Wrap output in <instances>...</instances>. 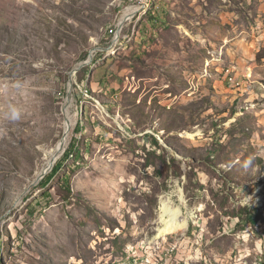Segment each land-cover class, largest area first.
I'll list each match as a JSON object with an SVG mask.
<instances>
[{
	"label": "rangeland",
	"instance_id": "obj_1",
	"mask_svg": "<svg viewBox=\"0 0 264 264\" xmlns=\"http://www.w3.org/2000/svg\"><path fill=\"white\" fill-rule=\"evenodd\" d=\"M234 1L206 6L202 99L163 115L107 50L145 0H0V264H264V0ZM166 198L189 223L159 237Z\"/></svg>",
	"mask_w": 264,
	"mask_h": 264
},
{
	"label": "crops",
	"instance_id": "obj_2",
	"mask_svg": "<svg viewBox=\"0 0 264 264\" xmlns=\"http://www.w3.org/2000/svg\"><path fill=\"white\" fill-rule=\"evenodd\" d=\"M215 1L222 4L229 0H147L148 4L145 0L144 7H132L126 11L125 15L133 14L130 20L123 23L118 44L112 51L107 50L111 54L109 58L128 50H137L142 55L140 59H144L145 65H139L144 68L138 73V83L130 82L129 85L132 98L148 102L149 106L157 103L163 108V115L167 112L170 115L171 107L181 102L202 99L201 86L192 77L196 71L206 74V69L209 70L211 65V58L206 55L207 51L210 54L212 50L208 46L211 42L206 37V20L213 18L206 14V6ZM230 1L236 4L234 0ZM115 26L111 29H115ZM106 36L113 38L112 34ZM229 48L228 42H225L220 44L219 49L224 52ZM91 81H82L79 87L92 92L94 83ZM148 84L151 86L148 87ZM140 89L143 93L138 92ZM114 111L117 110L108 105V112ZM169 115L167 119L170 122L179 118ZM248 219L252 222L251 218Z\"/></svg>",
	"mask_w": 264,
	"mask_h": 264
},
{
	"label": "bare ground",
	"instance_id": "obj_3",
	"mask_svg": "<svg viewBox=\"0 0 264 264\" xmlns=\"http://www.w3.org/2000/svg\"><path fill=\"white\" fill-rule=\"evenodd\" d=\"M132 14H131V12L127 13L126 15L124 14L125 17L121 19V20H123V23L127 20H130ZM119 38H118V40H119ZM75 74L76 73L74 72L73 75H75ZM65 123H66V133L62 137V139L60 140L59 144L56 146L55 150H53L50 153V157L47 160L48 162L46 163V167L44 168L43 173H45V171H50L55 166V164H57L56 162L63 155L64 151L67 150L66 148L68 145V134H69V131H70L72 125L70 123V120L66 121ZM180 201H181V199H180ZM160 219H161V223L163 225V228L159 230V237L166 236V235L175 233V232L180 231V230H184L187 228L188 223H189V219L186 218V216L184 217L183 210L180 208H174L172 201H171V198H166V199L162 200V202H161V218Z\"/></svg>",
	"mask_w": 264,
	"mask_h": 264
},
{
	"label": "trees",
	"instance_id": "obj_4",
	"mask_svg": "<svg viewBox=\"0 0 264 264\" xmlns=\"http://www.w3.org/2000/svg\"><path fill=\"white\" fill-rule=\"evenodd\" d=\"M257 58L263 59L264 58V51H262L260 53V55L257 56ZM76 150H77L76 146H75V144H73L72 147L70 148V150L67 152L64 160L62 162L58 163L56 165V167L53 169L52 173L46 177L45 184H47L50 181H52L53 179H55V177L58 175V173H60V171H62L64 169V163L66 162V160L69 159Z\"/></svg>",
	"mask_w": 264,
	"mask_h": 264
},
{
	"label": "built area",
	"instance_id": "obj_5",
	"mask_svg": "<svg viewBox=\"0 0 264 264\" xmlns=\"http://www.w3.org/2000/svg\"><path fill=\"white\" fill-rule=\"evenodd\" d=\"M144 1V0H143ZM123 29V20L118 23L117 30H114L111 34L113 35L112 40L118 39L120 37L121 30ZM232 80V79H231ZM84 96V95H83Z\"/></svg>",
	"mask_w": 264,
	"mask_h": 264
},
{
	"label": "water",
	"instance_id": "obj_6",
	"mask_svg": "<svg viewBox=\"0 0 264 264\" xmlns=\"http://www.w3.org/2000/svg\"><path fill=\"white\" fill-rule=\"evenodd\" d=\"M79 70H80V69L76 70L75 73H77ZM46 173H47V171H45V174H46ZM45 174H43V175L41 176V178H42ZM41 178H40V179H41Z\"/></svg>",
	"mask_w": 264,
	"mask_h": 264
}]
</instances>
